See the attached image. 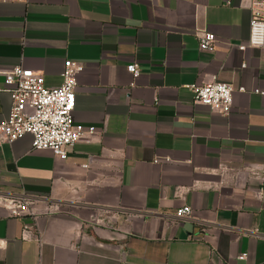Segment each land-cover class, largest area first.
Listing matches in <instances>:
<instances>
[{"label": "crops", "instance_id": "0c3cea01", "mask_svg": "<svg viewBox=\"0 0 264 264\" xmlns=\"http://www.w3.org/2000/svg\"><path fill=\"white\" fill-rule=\"evenodd\" d=\"M249 21L248 0H0V90L13 67L56 88L78 62L72 118L94 128L64 160L29 135L0 142V200L25 197L35 216L0 202V264H264L251 173L264 164V46L236 48ZM212 80L234 90L226 117L192 103L187 86ZM10 105L0 92V123Z\"/></svg>", "mask_w": 264, "mask_h": 264}, {"label": "built area", "instance_id": "2783aa9c", "mask_svg": "<svg viewBox=\"0 0 264 264\" xmlns=\"http://www.w3.org/2000/svg\"><path fill=\"white\" fill-rule=\"evenodd\" d=\"M27 3L29 0H16ZM229 4V2H227ZM250 11L249 36L245 44H238L236 48L244 51L246 48H262L264 46V0H248ZM198 49L211 50L215 43V36L202 32L197 35ZM241 68H245L242 64ZM83 71L82 64L65 60L61 73V85L56 88H46L40 75L21 66L13 67L4 75V88L0 92L9 95L11 105L7 118L0 123V142L12 144L29 135L31 150L50 151L59 159L67 157L68 149L76 143L88 141L94 133L93 127H84L75 124L72 112L75 107L76 77ZM127 72L134 81L139 76V66L130 64ZM133 86V83L131 84ZM192 94V103L202 105L221 116H228L232 106L233 88L230 84L212 80L209 83L187 86ZM239 91H244L240 88ZM264 96V91H256ZM159 159L156 158L157 163ZM87 167V166H84ZM259 178V195L264 198V164L259 170L251 172ZM11 215L22 217L31 215L30 202L25 197L4 199ZM191 216V209L183 206L175 211L178 220H186ZM113 217L106 221L95 218L97 225L108 226ZM30 238L29 231L24 228L22 239ZM243 258V256H241Z\"/></svg>", "mask_w": 264, "mask_h": 264}]
</instances>
